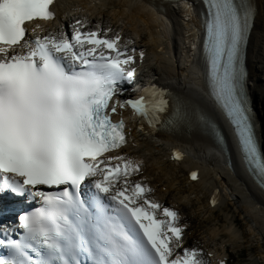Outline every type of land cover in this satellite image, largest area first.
<instances>
[{
	"label": "snow or ice",
	"instance_id": "snow-or-ice-1",
	"mask_svg": "<svg viewBox=\"0 0 264 264\" xmlns=\"http://www.w3.org/2000/svg\"><path fill=\"white\" fill-rule=\"evenodd\" d=\"M202 4L208 109L154 83L121 99L137 78V57L144 59L132 40L99 24L88 29L86 20L70 33L35 35L37 24L30 38V24L55 19L54 0H0V194L30 207L0 224V264H209L202 249L187 245L179 212L138 179L143 161L123 153L128 110L141 131L145 123L194 127L224 152L222 117L264 185L244 67L254 9L249 0Z\"/></svg>",
	"mask_w": 264,
	"mask_h": 264
},
{
	"label": "bare ground",
	"instance_id": "bare-ground-1",
	"mask_svg": "<svg viewBox=\"0 0 264 264\" xmlns=\"http://www.w3.org/2000/svg\"><path fill=\"white\" fill-rule=\"evenodd\" d=\"M249 3L254 9V26L247 53L249 92L261 125L264 145V0H249ZM54 7L63 22L74 18L110 27L113 32L123 34V39L132 40L135 47L145 49L146 66H150L164 84L175 90L173 98H181L192 106L205 109L213 104L196 51L201 21L197 12L187 4L172 2L166 6L164 14L158 13L144 0H58ZM48 29L49 32H58L55 23L49 24ZM218 124L226 136L224 152L194 127L177 126L171 134L153 135L132 123L129 143L123 153L143 161L142 176L138 179L153 189L152 198L159 203L178 209L199 203L191 217L185 218L181 214L184 224L185 221L190 224L193 217L201 220V226L188 227V246L202 249L204 259L209 262L211 256L214 260L227 254L231 245L237 249L256 242L258 250L245 262L255 264L261 258L264 260V189L238 160L222 117L218 118ZM176 148L185 153L181 161L172 159ZM228 158L232 166L227 164ZM194 170L199 177L196 181L190 179ZM162 186L166 190H162ZM179 192H182L180 196ZM213 195L219 196L215 206L210 203ZM231 206L237 209L249 228V237L236 217L230 215L228 209ZM220 207L226 213L221 224L220 219L213 221ZM203 221L211 224L202 227ZM234 235L238 238L234 239ZM195 238L198 242L194 241ZM209 252L211 256L207 255Z\"/></svg>",
	"mask_w": 264,
	"mask_h": 264
},
{
	"label": "rangeland",
	"instance_id": "rangeland-1",
	"mask_svg": "<svg viewBox=\"0 0 264 264\" xmlns=\"http://www.w3.org/2000/svg\"><path fill=\"white\" fill-rule=\"evenodd\" d=\"M162 190H166V187L165 186H162V188H161ZM182 194V192H179L178 193V196H180ZM176 196L174 195V198H175ZM173 200H175V199H173ZM196 203V202H195ZM197 205H199V203L197 202L195 205H193V207L192 206H185L183 209H185V210H183V209H180V210H182V212H183V214H184V216H188V217H191L192 216V214H193V211L197 208ZM225 209L226 210V207H222V209ZM228 210H230V215L231 216H233V217H236V219L238 220V222H239V224H240V226L242 227V229H244V230H246V234L248 235V237H249V228L246 226V224L244 223V220L242 219V217L240 218V214H239V212L237 211V209L234 207V206H231ZM222 210H221V207L219 208V209H217L216 210V217L217 218H213V221H215V222H218V220L217 219H220L221 221L219 222V224H221V222H223L224 221V219H225V215H226V213L225 212H221ZM239 218V219H238ZM241 221V222H240ZM192 222V226H196V227H199V226H201V220H197L196 219V217H193V220L191 221ZM209 222V223H208ZM208 222H204L203 221V223L204 224H202L203 226L202 227H205V226H208L209 224H211V222L210 221H208ZM244 227V228H243ZM249 232H248V231ZM198 234L199 233H197L196 234V236L198 237ZM248 239V238H247ZM194 241L195 242H198V239L197 238H195L194 239ZM246 246V247H245ZM258 244L255 242H250V244H245L243 247H241V248H237L236 249V247H234V246H229V253L231 254V263L232 264H245V262H246V258H248L249 257V255H252L253 253H255L257 250H258ZM256 248V249H255ZM255 264H264V260H263V258H261L260 259V262H257V263H255Z\"/></svg>",
	"mask_w": 264,
	"mask_h": 264
}]
</instances>
